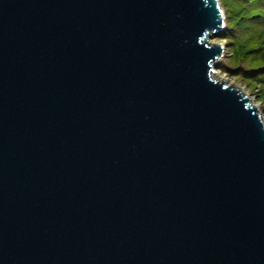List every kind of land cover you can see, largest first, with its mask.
Wrapping results in <instances>:
<instances>
[{"label":"water","instance_id":"water-1","mask_svg":"<svg viewBox=\"0 0 264 264\" xmlns=\"http://www.w3.org/2000/svg\"><path fill=\"white\" fill-rule=\"evenodd\" d=\"M225 26L219 0H0V264H264Z\"/></svg>","mask_w":264,"mask_h":264},{"label":"trees","instance_id":"trees-1","mask_svg":"<svg viewBox=\"0 0 264 264\" xmlns=\"http://www.w3.org/2000/svg\"><path fill=\"white\" fill-rule=\"evenodd\" d=\"M219 1L226 26L217 36L228 54L223 67L247 83L264 107V0Z\"/></svg>","mask_w":264,"mask_h":264},{"label":"rangeland","instance_id":"rangeland-1","mask_svg":"<svg viewBox=\"0 0 264 264\" xmlns=\"http://www.w3.org/2000/svg\"><path fill=\"white\" fill-rule=\"evenodd\" d=\"M210 40L212 43L221 44L223 46H225V43H226L225 40L218 38L217 35H213L210 38ZM227 56L228 54H227V48H226L224 57H222L218 63L214 64L216 71L213 73V78L215 77L214 79L217 81L224 80L229 85H234L238 87L250 99L251 104L258 108L259 114L261 115L262 121L264 122V107L261 105V102L258 100V97L254 93V91H252V89L249 88L247 83L241 81L240 78L233 75L230 71H228L226 68L223 67L227 65ZM257 90L258 88L256 89V91Z\"/></svg>","mask_w":264,"mask_h":264},{"label":"bare ground","instance_id":"bare-ground-1","mask_svg":"<svg viewBox=\"0 0 264 264\" xmlns=\"http://www.w3.org/2000/svg\"><path fill=\"white\" fill-rule=\"evenodd\" d=\"M215 78V77H214Z\"/></svg>","mask_w":264,"mask_h":264}]
</instances>
